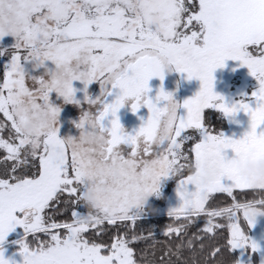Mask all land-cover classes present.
<instances>
[{
  "label": "snow or ice",
  "instance_id": "6c2138e0",
  "mask_svg": "<svg viewBox=\"0 0 264 264\" xmlns=\"http://www.w3.org/2000/svg\"><path fill=\"white\" fill-rule=\"evenodd\" d=\"M8 35L15 44L0 50V55L11 56L0 82V113L11 122L7 138L0 137V149L6 153L0 165V245L21 226L32 237L20 241L24 264H240L232 258L234 250H259L246 235L241 217L254 227L264 215V196L241 201L233 193L264 192V179L243 177L238 170L240 159L250 151L264 160V0H0V38ZM81 53H87L86 68L72 72L63 90L53 81L34 107L43 104L58 120L60 108L52 103L53 93L80 104L73 82L82 81L86 87L98 82L100 96L87 98L89 108L77 127H85L92 117L104 138L105 159L120 160L133 170L140 166L143 176L153 181L143 188L134 185L123 204L106 208L102 215L80 211L79 198L88 188L83 162L60 138L57 124L30 144L14 111L18 95L37 93L46 77ZM229 59L246 65L258 80L254 108L245 101L229 106L214 92L213 73ZM166 60L188 79L202 82L200 91L183 105L163 88L155 102L148 95L150 79H164ZM29 61L36 69L44 67V75L28 73L24 65ZM116 89L115 101L106 103ZM129 101L133 112L146 107L150 113L135 135L123 129L116 115ZM160 101L166 103L159 106ZM169 103L187 114L177 112L169 123V137L157 143L160 118ZM206 109L226 117L240 110L250 113V131L241 139L213 134L205 123ZM109 113L115 118L105 127ZM229 149L233 158H227ZM211 164L217 174L202 183ZM168 176L178 178L182 203L169 211L174 223L163 233L175 240L159 242L151 229L136 228L147 211L139 193L158 195L162 178ZM217 193L227 194L232 203L224 205L222 197L213 195ZM69 212L67 218L57 219ZM200 220L203 229L196 228ZM105 222L114 229L98 227ZM192 228L196 231L189 234ZM149 238L151 253L133 246ZM184 249L190 256L185 257ZM0 264H10L2 247Z\"/></svg>",
  "mask_w": 264,
  "mask_h": 264
},
{
  "label": "rangeland",
  "instance_id": "374dc122",
  "mask_svg": "<svg viewBox=\"0 0 264 264\" xmlns=\"http://www.w3.org/2000/svg\"><path fill=\"white\" fill-rule=\"evenodd\" d=\"M14 44L15 38L11 35L0 38V50L9 49ZM10 61V54L0 55V71L2 74V78L6 71V65H8ZM46 65L48 68L54 69V65L51 62H46ZM24 67L28 73L34 76L44 75L46 71L44 67L36 69L34 67V63L31 61L26 62ZM213 76L214 92L223 97L224 102H226L229 106L238 105L241 101L248 102L253 108L256 106V101L252 96V93L257 91L260 85L256 77L251 74L250 69L246 65H242L240 61L229 59L225 61V66L219 67L214 71ZM164 77L168 82V93H171L175 101L180 105H183V102L185 100L194 97L200 91L202 86V82L198 78L193 77L192 79H188L187 74L178 72L175 69L174 65H169L165 68ZM2 78L0 79V82H2ZM73 87L76 89L75 99L80 101V104L65 102L62 97L58 96V94H52L53 105L60 108L57 126L59 129L58 135L62 139H67L69 137H79L80 129L77 127V124L79 123L83 112L88 110L89 108L87 98L91 97L95 99L96 97L100 96L101 93L100 84L98 82H93L86 87L82 81H74ZM107 97L108 95L105 98V102ZM161 102L163 101H160L159 104ZM130 104L131 101L125 103V107L127 108L126 111L129 110ZM97 107L100 106L97 105ZM144 108L145 107H142L140 109L144 110ZM207 110L218 112L228 121L229 129L227 131L221 132L226 137H230L232 139H241L246 134V132L250 131V113H246L243 110H240L234 116L226 117L222 112L218 110L206 109L205 111ZM93 112L95 113V109H93ZM186 114L187 112L185 108H178V115L186 116ZM123 129L126 132L129 130L127 126ZM198 139H203V137L200 136L198 137ZM0 151L4 150L0 149ZM226 153L227 158L234 157V153L230 149L226 150ZM260 162H264V160L256 158L254 152L250 151L246 157H242L240 159L238 166L239 173L242 164ZM3 163V159L0 160V165H2ZM7 163L10 166L12 162L8 161ZM174 178V176L162 178L159 194H149L147 205L145 206L146 209H148L150 205L158 200V198L163 194L164 189L171 181H173ZM178 184L179 182L175 185L176 189L173 190L166 207L159 210L160 215H168L171 209L177 208L181 205L182 201L177 194ZM132 187L133 186H130L123 192H118L116 194L124 196ZM80 211L84 213L87 210L83 206H81ZM146 214H149L148 210L141 215L140 219L144 218ZM241 222L244 224L246 230L247 228H249V231L246 233V235L250 238V240L255 241L256 243H258L259 241L258 245L259 247H261L260 239L264 238V231L260 227L264 226V215H260L257 217V222L254 227L249 226L246 221L244 222L242 217ZM28 238L29 236H26L23 228L21 226H17L12 232L8 234L3 244L0 245V247L3 248L4 257L10 261V264H24V256L21 251L22 245L20 241L28 242ZM249 248L250 247H246L235 250L239 253L240 264H252L251 255L247 254V250Z\"/></svg>",
  "mask_w": 264,
  "mask_h": 264
},
{
  "label": "clouds",
  "instance_id": "9594fccd",
  "mask_svg": "<svg viewBox=\"0 0 264 264\" xmlns=\"http://www.w3.org/2000/svg\"><path fill=\"white\" fill-rule=\"evenodd\" d=\"M166 67L170 63L166 60ZM87 66V53H81L78 60L70 65L60 66L48 76L46 84L33 95H18L14 111L21 128L22 136L30 142L39 139L49 131L57 119L52 116L48 109L42 104L39 108L34 107L36 98L42 96L48 86H54L63 90L71 79L72 72L79 71ZM178 108L175 103L167 105V112L161 116L157 131V143L166 141L170 135L169 123L177 114ZM68 146L77 153L78 158L83 162V183L88 188L80 196V203L90 215H102L106 208L112 209L124 203V197L117 195L130 186L153 184V181L146 179L142 174V168L137 166L135 170L123 164L120 160H106L103 153L104 138L97 132L95 122L89 117L85 127L80 129L78 138L69 137L65 139ZM217 174L214 164L209 165L201 177L202 183ZM240 175L249 179H264V162L246 163L240 167ZM149 194L141 191L139 193L140 203L147 205ZM147 210H151L148 208Z\"/></svg>",
  "mask_w": 264,
  "mask_h": 264
},
{
  "label": "trees",
  "instance_id": "16d2710c",
  "mask_svg": "<svg viewBox=\"0 0 264 264\" xmlns=\"http://www.w3.org/2000/svg\"><path fill=\"white\" fill-rule=\"evenodd\" d=\"M1 78H2V74L0 71V79ZM210 113L212 114L211 116L209 115ZM205 123H206V125L212 127L214 134H219V133L227 131L229 129V123L225 119V117H222V115H220L218 112H215V111H211V110L205 111ZM0 124L4 125V127L2 129H0V137L7 138L8 131L10 129L11 124H10V121H8L6 119V117L3 115V113H0ZM4 156H5V152L0 151V160H2ZM177 182H179V180L177 177H175L173 179V181H171L167 185V187L164 189L163 194L158 198V200H156L152 205H150L149 208L151 210H148L149 214H146V216L144 218L139 219V221L137 222V226H136L137 230L151 229L155 235V239L159 242H164L167 240H175V236H165L163 234L166 231L168 224L174 223L173 219H171L169 217V215H160L159 210L166 207L168 197H169L172 189L177 184ZM233 194L236 195L237 199L241 200V201L249 200V199H253V198L259 199V198H261V196H264V192H254L252 190H235ZM213 195L222 197L223 198L222 203L224 205L232 203V198L227 196V194L217 193V194H213ZM69 215H70V212L67 213L64 217H57V219L67 218V216H69ZM175 222L178 223L179 221H175ZM125 223L130 224V222H125ZM242 225L244 227L245 233H247L249 231V228H247V230H246L243 223H242ZM203 226H204V221L200 220L198 222L196 228L203 229ZM98 227L99 228L114 229V226L108 225L107 222H105L104 224H102ZM196 228L190 229L189 234H191V232H193V231H196ZM90 231H95V230H90ZM38 235H40L43 238L42 233H40ZM100 235L104 236V233L101 232ZM144 235L147 236L146 231L144 232ZM31 239H32V237L29 236L28 241H30ZM185 239H187V238H185ZM151 243H152V240L149 238L147 240H142L140 242H137L133 246L137 249V251L146 250L149 253H151L152 248L149 247V245ZM159 246L160 245H157V249L159 248ZM183 251H184L185 257L190 256V253L187 249H184ZM247 254L251 255L252 264H259L258 253L253 252L251 250V248H249L247 250ZM160 258H161L160 253H159V251H157L156 259L159 260ZM232 258L234 261H239V253L234 250L232 252Z\"/></svg>",
  "mask_w": 264,
  "mask_h": 264
},
{
  "label": "water",
  "instance_id": "95a60500",
  "mask_svg": "<svg viewBox=\"0 0 264 264\" xmlns=\"http://www.w3.org/2000/svg\"><path fill=\"white\" fill-rule=\"evenodd\" d=\"M153 81H155V88L154 87H149L150 88V91H149V94L150 92L154 93V95L151 97L153 99V101L156 100L157 98V95L159 93V91L161 90V88H163V90L165 92L168 93V82L166 79H163V80H155V78L153 77L152 78ZM119 94V89H116V90H112L111 91V94L108 95L107 99H106V103H112L115 101V99L117 98V95ZM166 102L163 101L159 104V106H163ZM117 117L119 118V122L120 124L123 126L124 124L126 123H131L132 126H133V131L130 133L131 135H135V133L138 131L134 128V125H137L138 126V129L142 126L144 122L143 118L144 119H148L149 115L148 114V109L145 113L141 112V110H138L136 112H129V111H126L125 107H121L118 112H117ZM133 116L135 118H133ZM115 117H113L111 115V113H109V115L105 118V120L103 121L105 127H110L111 126V120L114 119Z\"/></svg>",
  "mask_w": 264,
  "mask_h": 264
},
{
  "label": "flooded vegetation",
  "instance_id": "af4514ba",
  "mask_svg": "<svg viewBox=\"0 0 264 264\" xmlns=\"http://www.w3.org/2000/svg\"><path fill=\"white\" fill-rule=\"evenodd\" d=\"M155 78V80H160V77H154ZM165 79V78H164ZM155 81H153V79L151 78L150 79V81H149V87L151 88V87H154L155 86V83H154ZM155 88V87H154ZM148 95H149V97L151 96H153L154 95V93L152 92H150V94L148 93ZM124 107H125V105H124ZM125 109H127L126 107H125ZM139 110H141V109H139ZM127 111H129V112H133L132 111V109H131V104H130V107H129V110H127ZM147 111V108L145 107L144 108V110H141V112H143V113H145ZM148 114H150L149 113V111H148ZM133 118H135L134 116H133ZM143 120H144V122H146L147 121V119H144L143 118ZM128 127L129 128V130L127 131V133L128 134H130L132 131H133V126H132V124L131 123H126V124H124L122 127L124 128V127ZM134 128L136 129V130H138V126L137 125H134ZM129 148H130V146H129Z\"/></svg>",
  "mask_w": 264,
  "mask_h": 264
},
{
  "label": "crops",
  "instance_id": "0c3cea01",
  "mask_svg": "<svg viewBox=\"0 0 264 264\" xmlns=\"http://www.w3.org/2000/svg\"><path fill=\"white\" fill-rule=\"evenodd\" d=\"M175 189H176V186L172 189V191H171V193H170V195L168 197V200H169V198H170L173 190H175ZM168 200H167V203H168ZM258 228H259V226H258ZM260 228L264 231V226H261ZM263 235H264V232H263ZM261 239H260V245H261V247H259L260 249L257 251L259 253L258 254L259 255V264H262V261H264V238L262 240ZM258 243H259V241H258Z\"/></svg>",
  "mask_w": 264,
  "mask_h": 264
}]
</instances>
